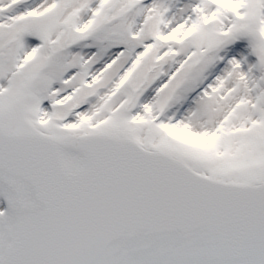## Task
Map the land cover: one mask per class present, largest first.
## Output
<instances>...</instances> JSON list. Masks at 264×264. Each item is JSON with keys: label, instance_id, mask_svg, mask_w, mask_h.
Listing matches in <instances>:
<instances>
[{"label": "snow or ice", "instance_id": "6c2138e0", "mask_svg": "<svg viewBox=\"0 0 264 264\" xmlns=\"http://www.w3.org/2000/svg\"><path fill=\"white\" fill-rule=\"evenodd\" d=\"M0 264H264V0H0Z\"/></svg>", "mask_w": 264, "mask_h": 264}]
</instances>
